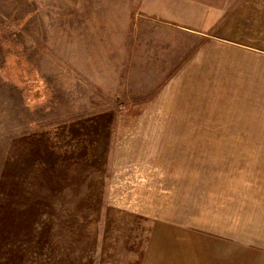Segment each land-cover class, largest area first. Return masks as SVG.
Masks as SVG:
<instances>
[{
	"label": "rangeland",
	"instance_id": "1",
	"mask_svg": "<svg viewBox=\"0 0 264 264\" xmlns=\"http://www.w3.org/2000/svg\"><path fill=\"white\" fill-rule=\"evenodd\" d=\"M0 264H264V0H0Z\"/></svg>",
	"mask_w": 264,
	"mask_h": 264
},
{
	"label": "crops",
	"instance_id": "2",
	"mask_svg": "<svg viewBox=\"0 0 264 264\" xmlns=\"http://www.w3.org/2000/svg\"><path fill=\"white\" fill-rule=\"evenodd\" d=\"M75 31V30H74ZM76 32V31H75Z\"/></svg>",
	"mask_w": 264,
	"mask_h": 264
}]
</instances>
